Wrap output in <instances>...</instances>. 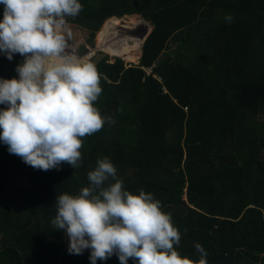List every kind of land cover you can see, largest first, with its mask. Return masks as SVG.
<instances>
[{"label":"trees","instance_id":"obj_1","mask_svg":"<svg viewBox=\"0 0 264 264\" xmlns=\"http://www.w3.org/2000/svg\"><path fill=\"white\" fill-rule=\"evenodd\" d=\"M79 2L66 22L91 37L111 17L109 26L126 16L153 29L137 66L93 63L102 88L95 106L114 123L83 138L80 167L37 170L0 141V264H91L90 250L69 254L51 221L57 196L88 187L104 157L125 190L161 201L181 234V257L198 261L200 244L207 264H264V0ZM21 63L0 52V79H19Z\"/></svg>","mask_w":264,"mask_h":264},{"label":"clouds","instance_id":"obj_2","mask_svg":"<svg viewBox=\"0 0 264 264\" xmlns=\"http://www.w3.org/2000/svg\"><path fill=\"white\" fill-rule=\"evenodd\" d=\"M0 5V52L10 61L14 54L24 57L16 68L19 79H0V105L5 106L0 109V141L37 170H59L64 163L76 169L83 138L114 123L95 106L102 94L96 65L63 55L66 17L75 18L83 6L79 0H0ZM232 19L225 17L229 23ZM88 180L78 195L56 198L51 223L66 233L69 254L90 250L91 264L113 255L120 264L129 259L137 264H207L200 244L195 245L198 261L181 257L174 247L181 234L171 214L153 194L125 190L109 158L97 160Z\"/></svg>","mask_w":264,"mask_h":264},{"label":"rangeland","instance_id":"obj_3","mask_svg":"<svg viewBox=\"0 0 264 264\" xmlns=\"http://www.w3.org/2000/svg\"><path fill=\"white\" fill-rule=\"evenodd\" d=\"M135 16H137V18H139L140 20L144 21V19L140 15H135ZM111 18L107 19L103 23L100 30L96 32L93 37H91V34L87 30L81 29L74 24L67 23L68 29L67 31L64 32L65 37H66L67 47L63 55L69 58H71L72 56L74 57L76 56V58H78L77 60H80L82 62H90V63H95L101 58L107 57V62L109 63H114L117 59H120L124 62V65L128 67H130L131 65L137 66L142 56V47L145 42V38L147 37V34L145 32V27L143 26L138 27V26L131 25L132 23H135V21L137 22V20L132 21L126 16L117 17L118 18L117 20L119 21L118 24L114 23L113 25L109 26V24L107 23L110 21ZM146 25L150 26L149 31L147 30L148 33H150L153 27L151 26L149 22H147ZM126 28H135V29L129 30ZM106 29H109L108 37L104 38L105 39L104 45L106 48L112 47V44L117 39L118 40L123 39L122 41H119L120 44H122V42L125 43L127 38H130L129 39L130 43H132L131 39H133L134 37L137 38V40H139L138 42H140V45H139L140 47L138 46L137 52L139 53L140 57L137 59L136 63L128 62L126 61L125 57L122 58L120 57L121 55H117L115 53L113 56H111L110 54L107 53L106 50H102L99 47L98 41L101 39L103 41L102 32ZM68 31H70L71 33L70 36L68 35ZM118 35H120V37L117 38ZM165 58H166V55L162 54L160 57V61H162ZM145 71L148 74H150L151 68H146Z\"/></svg>","mask_w":264,"mask_h":264},{"label":"bare ground","instance_id":"obj_4","mask_svg":"<svg viewBox=\"0 0 264 264\" xmlns=\"http://www.w3.org/2000/svg\"><path fill=\"white\" fill-rule=\"evenodd\" d=\"M128 18V17H127ZM110 23H112V19H110V21H109ZM150 28V26L148 27V29ZM126 29H129V30H132V29H135V28H126ZM148 32V31H147ZM118 37H120V35H118L117 36V38ZM129 39L130 38H127L126 39V42L124 43V44H126L125 45V47H124V50L123 51H121V52H119V54H121V56L122 57H125L126 58V61H128V62H135L136 63V61H137V59L140 57L139 56V53L137 52V48H138V46L140 45V42H138L139 40H137V38H133V39H131L132 40V43H130L129 42ZM139 39V38H138ZM123 39H121V40H115V42L112 44V47H109V48H106L105 47V45H104V41H105V39L103 38V41H102V39L101 40H99L98 42V45H99V47L102 49V50H106L107 51V53L108 54H110L111 56H113L114 55V52H112L113 51V49L115 48V47H117V46H119V44H120V42L119 41H122ZM130 40V41H131ZM102 42V43H101ZM101 43V44H100ZM140 47V46H139ZM140 49V48H139ZM95 51V50H94ZM97 51V50H96ZM92 52V51H91ZM71 58H75V59H78V58H76V56L74 57V56H72Z\"/></svg>","mask_w":264,"mask_h":264},{"label":"water","instance_id":"obj_5","mask_svg":"<svg viewBox=\"0 0 264 264\" xmlns=\"http://www.w3.org/2000/svg\"><path fill=\"white\" fill-rule=\"evenodd\" d=\"M144 21H145V20H144ZM141 25H142L143 27H145V32H146L147 37H148V35H149L150 33L147 32V29H148L147 26H149V25H143V23H141ZM151 26H152V25H151ZM151 31H152V30H151ZM151 31H150V32H151ZM147 37H146V38H147ZM146 38H145V40H146ZM14 55H15V57H16L17 59L24 61V57H23V56H21V55H19V54H14Z\"/></svg>","mask_w":264,"mask_h":264},{"label":"built area","instance_id":"obj_6","mask_svg":"<svg viewBox=\"0 0 264 264\" xmlns=\"http://www.w3.org/2000/svg\"><path fill=\"white\" fill-rule=\"evenodd\" d=\"M91 57V56H90Z\"/></svg>","mask_w":264,"mask_h":264}]
</instances>
